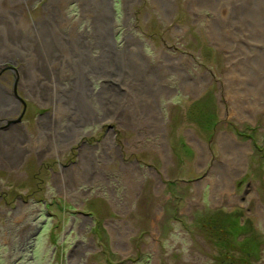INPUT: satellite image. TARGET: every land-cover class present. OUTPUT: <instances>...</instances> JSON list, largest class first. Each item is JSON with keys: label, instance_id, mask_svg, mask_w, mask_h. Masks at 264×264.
I'll return each instance as SVG.
<instances>
[{"label": "rangeland", "instance_id": "1", "mask_svg": "<svg viewBox=\"0 0 264 264\" xmlns=\"http://www.w3.org/2000/svg\"><path fill=\"white\" fill-rule=\"evenodd\" d=\"M60 1L0 0V264H264V0Z\"/></svg>", "mask_w": 264, "mask_h": 264}, {"label": "bare ground", "instance_id": "2", "mask_svg": "<svg viewBox=\"0 0 264 264\" xmlns=\"http://www.w3.org/2000/svg\"><path fill=\"white\" fill-rule=\"evenodd\" d=\"M53 1V0H52ZM69 1L71 2L72 0H62V1H60L59 3H62L63 5H64V8H66V5L69 3ZM74 1V0H73ZM106 1V0H105ZM165 1V0H164ZM104 2V1H103ZM165 7V6H164ZM58 10H59V12H62V8L61 7H58ZM165 12V11H164ZM166 13V12H165ZM58 19H59V25H57V26H59V27H61V24H62V27H61V29L59 28V30H60V32L59 33H61L63 36H65V26H67V24H66V19H64L63 17L61 18V23H60V17L58 16ZM131 37V36H130ZM127 39H129V36H128V38ZM133 45H134V48H135V50H134V52L133 53H136V55H133V56H140L141 57V55H142V51H140V46L137 44V43H134V41H133ZM138 46V47H137ZM136 48H138V51H136ZM172 59V58H171ZM144 59L142 58V61H143ZM179 60V59H178ZM174 61V60H173ZM174 67H178V69H179V71L178 70H175L176 72H177V74L180 76V79H181V81L183 82V84H184V86H185V89L188 91V88H189V86L191 85V83H190V81H193L192 82V84H194V80H192L189 76L190 75H188L187 74V72L185 71V70H182L181 71V68H180V66H179V64H174ZM143 69V68H142ZM144 70V69H143ZM146 72V71H145ZM157 73V72H156ZM156 73H150L151 74V76H155L156 75ZM161 88V87H160ZM165 90H168V89H166V87L164 88ZM161 90H162V88H161ZM194 90V88H192V90H190V92L191 91H193ZM263 91V90H262ZM230 92H231V90H230ZM237 97V96H236ZM242 97V96H241ZM235 99V98H234ZM237 100V99H236ZM234 102V101H233ZM239 102V101H238ZM242 106V105H241ZM234 108V107H233ZM238 108V107H237ZM242 108H243V106H242ZM156 110H157V112H158V114H160V110L158 109V106H157V109H156V107H155V110H154V115L153 116H155L156 114H157V112H156ZM245 112V111H244ZM243 113V112H242ZM91 116H92V118L95 116V113H94V111L92 110L91 111ZM239 116V115H238ZM247 116V115H246ZM92 119H90V120H88L87 122H90ZM86 122V123H87ZM223 144V143H222ZM226 149H228L229 150V152L231 151L232 153H233V160H232V162L235 164H237V165H239L238 163H240V161L241 160H239V158H240V154H242L241 153V149H244L241 145H239L234 139L232 140V139H229L228 138V142H227V147H226ZM226 159V158H225ZM231 163V162H230ZM235 164V165H236ZM241 165V164H240ZM234 167V166H233ZM240 167V166H239ZM221 170V169H220ZM235 171V170H234ZM237 174V173H236Z\"/></svg>", "mask_w": 264, "mask_h": 264}, {"label": "trees", "instance_id": "3", "mask_svg": "<svg viewBox=\"0 0 264 264\" xmlns=\"http://www.w3.org/2000/svg\"><path fill=\"white\" fill-rule=\"evenodd\" d=\"M211 219V221H207L208 223L210 222V237L215 241V239L214 238H216V239H218V241H221L220 243H219V245L218 246H222V245H224L225 244V242H227V239L228 238H225V237H222V236H220V235H216V233H215V231H216V229H217V224H218V220H215V218L213 217V218H210ZM203 226L204 227H207L208 225H206V224H203ZM209 232V231H208ZM219 236V237H218ZM229 246H231L229 243H228V247ZM232 247V246H231ZM234 247V246H233ZM226 261V260H225ZM243 262V261H242Z\"/></svg>", "mask_w": 264, "mask_h": 264}]
</instances>
